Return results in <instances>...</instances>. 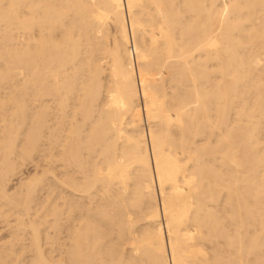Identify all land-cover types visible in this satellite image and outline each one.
I'll use <instances>...</instances> for the list:
<instances>
[{"label": "bare ground", "instance_id": "6f19581e", "mask_svg": "<svg viewBox=\"0 0 264 264\" xmlns=\"http://www.w3.org/2000/svg\"><path fill=\"white\" fill-rule=\"evenodd\" d=\"M0 218V264H264V0H0Z\"/></svg>", "mask_w": 264, "mask_h": 264}, {"label": "rangeland", "instance_id": "374dc122", "mask_svg": "<svg viewBox=\"0 0 264 264\" xmlns=\"http://www.w3.org/2000/svg\"><path fill=\"white\" fill-rule=\"evenodd\" d=\"M34 171H35V167H34V165H33V163H27V165L26 166H24V168L22 169V172H21V174H19L18 176H16L13 180H15V181H13V183L14 184H12V185H10V187L12 188V186L13 185H15L14 187H17L18 185H19V182H20V179L21 178H24V176L25 177H27L28 175H30V174H33L34 173ZM23 174V175H22ZM21 175V176H20ZM19 177V178H18ZM16 178H17V180H16ZM16 182H17V184H16ZM13 187V188H14ZM10 188V189H11ZM12 188V189H13ZM11 189V190H12ZM1 220H0V228L2 227V226H4V219L3 218H0ZM11 219V218H10ZM11 220H13V218L11 219ZM2 230L0 229V236L1 237H3L4 236V232H1ZM3 235V236H2ZM0 237V238H1ZM26 243H27V240H26ZM28 243H29V240H28Z\"/></svg>", "mask_w": 264, "mask_h": 264}]
</instances>
